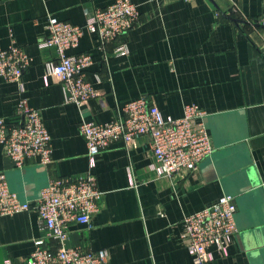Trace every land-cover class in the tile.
I'll return each instance as SVG.
<instances>
[{
	"label": "crops",
	"instance_id": "crops-1",
	"mask_svg": "<svg viewBox=\"0 0 264 264\" xmlns=\"http://www.w3.org/2000/svg\"><path fill=\"white\" fill-rule=\"evenodd\" d=\"M115 1L0 0V48L18 45L29 54L24 97L41 112L52 147L50 164L29 158L19 168L0 144V174L21 201L35 203L51 180L93 173L98 211L91 228L69 224L66 245L105 249L109 264H193L184 218L231 196L238 232L228 255L207 264H264V0H130L140 11L133 30L105 49L86 31L69 52L92 57L87 78L99 94L82 106L69 103L62 83L45 79V63L57 59L55 49L40 47L48 19L85 27L88 14ZM122 43L124 56L115 54ZM21 96L16 83L0 77V118L18 121ZM141 96L173 118L189 104L204 110L212 156L193 171L160 178L143 136L112 145L91 169L82 122H110ZM40 239L56 249L36 212L0 215V264H29Z\"/></svg>",
	"mask_w": 264,
	"mask_h": 264
},
{
	"label": "built area",
	"instance_id": "built-area-1",
	"mask_svg": "<svg viewBox=\"0 0 264 264\" xmlns=\"http://www.w3.org/2000/svg\"><path fill=\"white\" fill-rule=\"evenodd\" d=\"M139 22L138 6L130 0H116L105 9L88 14L85 27L49 17V35L40 42V47L55 49L57 59L45 63V79H58L69 103L82 106L96 98L98 91L87 78L92 57L69 52L78 48L86 31L96 34L101 48L105 49L109 43L127 35ZM259 24L264 28V14ZM128 53L126 43L115 50L120 56ZM30 65L31 58L24 48L18 45L0 48V77L16 83L22 95L16 110L18 121L8 123L0 118V144L19 168L29 158H38L42 164L52 162L51 135L42 114L24 97L23 75ZM205 114L199 106L189 104L182 117L165 116L147 97L141 96L127 103L121 114L110 122L84 120L80 132L87 144L90 168H95L96 158L112 145L122 142L129 146L145 136L150 140L154 158L150 168L158 177L193 171L214 153L211 135L203 122ZM100 198L101 191L93 173L80 178L51 180L35 203L21 201L10 189L5 175L0 174V215L36 212L41 227L57 244L56 249H49L43 247L44 240H37L29 264H109V253L105 249L86 251L66 245L71 222L92 227ZM236 213L233 197L224 195L213 205L184 218L183 239L193 264H207L228 255L238 232ZM6 264L13 263L8 260Z\"/></svg>",
	"mask_w": 264,
	"mask_h": 264
},
{
	"label": "water",
	"instance_id": "water-1",
	"mask_svg": "<svg viewBox=\"0 0 264 264\" xmlns=\"http://www.w3.org/2000/svg\"><path fill=\"white\" fill-rule=\"evenodd\" d=\"M236 22H239V20H235Z\"/></svg>",
	"mask_w": 264,
	"mask_h": 264
}]
</instances>
